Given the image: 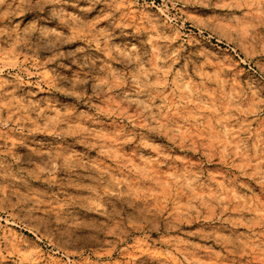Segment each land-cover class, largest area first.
Wrapping results in <instances>:
<instances>
[{
    "label": "rangeland",
    "instance_id": "1",
    "mask_svg": "<svg viewBox=\"0 0 264 264\" xmlns=\"http://www.w3.org/2000/svg\"><path fill=\"white\" fill-rule=\"evenodd\" d=\"M0 264H264V0H0Z\"/></svg>",
    "mask_w": 264,
    "mask_h": 264
}]
</instances>
